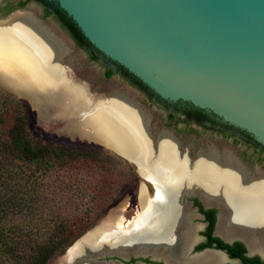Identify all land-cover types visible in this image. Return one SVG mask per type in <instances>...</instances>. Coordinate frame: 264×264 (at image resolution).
<instances>
[{
    "label": "bare ground",
    "instance_id": "1",
    "mask_svg": "<svg viewBox=\"0 0 264 264\" xmlns=\"http://www.w3.org/2000/svg\"><path fill=\"white\" fill-rule=\"evenodd\" d=\"M74 58L65 40L33 13L16 12L0 19L1 84L53 115L66 105L64 121L69 133L95 138L119 154H129L142 175L154 177L162 186L163 195L180 183H196L206 198L221 199L229 210L224 226L246 233L250 247L257 249L264 236L263 174L248 176L232 153L220 156L211 146L190 161L186 149L166 131L153 140L150 115L129 95L116 90L95 98L75 81L70 73ZM139 204L137 216L126 226L122 217L112 213L110 224H99L87 233L67 251L66 264H89L86 253L102 251V246L115 249L167 240L173 211L159 212L144 192ZM221 261V255L209 253L196 262Z\"/></svg>",
    "mask_w": 264,
    "mask_h": 264
},
{
    "label": "water",
    "instance_id": "2",
    "mask_svg": "<svg viewBox=\"0 0 264 264\" xmlns=\"http://www.w3.org/2000/svg\"><path fill=\"white\" fill-rule=\"evenodd\" d=\"M50 1L100 54L154 93L212 112L264 144V0ZM115 153L134 163L129 154ZM124 253L86 255L103 264Z\"/></svg>",
    "mask_w": 264,
    "mask_h": 264
},
{
    "label": "trees",
    "instance_id": "3",
    "mask_svg": "<svg viewBox=\"0 0 264 264\" xmlns=\"http://www.w3.org/2000/svg\"><path fill=\"white\" fill-rule=\"evenodd\" d=\"M36 1L50 4L61 26L92 53L94 47L65 11L50 0ZM118 67L131 84L149 88ZM29 110L0 91V262L48 264L96 224L119 186L108 164L113 154L33 141Z\"/></svg>",
    "mask_w": 264,
    "mask_h": 264
},
{
    "label": "flooded vegetation",
    "instance_id": "4",
    "mask_svg": "<svg viewBox=\"0 0 264 264\" xmlns=\"http://www.w3.org/2000/svg\"><path fill=\"white\" fill-rule=\"evenodd\" d=\"M33 1L36 0H17L12 4L3 2V4L0 3V6H8L9 9L12 6L21 8L26 3ZM42 3L46 5L47 10L55 14L50 4L47 2ZM69 39L74 47L88 51L89 58L92 57V60L103 59L110 64L112 70L115 69L124 78L118 64L112 62L94 48H91L92 53H90L89 50H86L82 44L71 36H69ZM125 79L131 84L129 77ZM131 85L147 99L149 104L158 105L165 111V119L160 124L155 123L150 116L149 128L153 140L157 138L160 132L166 131L171 134L181 148V135L178 133V129L187 128V130L194 133L196 131L195 128H197L204 134L217 135L231 140L233 144L245 145L249 149L238 151L230 150L223 145L219 146L209 142L201 143L203 147L196 151L186 150L190 161L194 162L196 153L205 151L211 146L216 149L220 156L225 151L232 153L239 164L246 170L248 176L257 172H261L264 176V144L255 140L249 133L225 122L212 112L198 108L189 102L166 100L154 93L150 88L145 89L134 84ZM136 102L147 115H150L143 103ZM199 113H201L200 116L198 115ZM249 154L256 156V160L250 162L251 157H249ZM132 168L130 169L139 173L143 178V180L132 178V184L136 191V193L134 192L136 204L139 205V195L144 192L149 201L160 207V210L158 209L159 212H169V209L173 211V222L170 225L168 239L165 241L140 243L134 246L122 245L117 246L118 248L116 247L115 249L110 248V246H102L101 253L103 254L116 249H125L124 255L115 254L109 257L112 264H201L196 261L202 255L209 253L222 256V261L215 264H264V236L260 238L258 248L253 250L249 245L246 233L238 231V229L233 231L226 228L224 220L227 218L229 213L227 211L229 210L221 199L206 198L196 183H180L170 189L167 188L169 191L167 190L166 194L169 197L164 198L166 194L163 195L162 186L155 181L154 177L142 175L137 165L135 169ZM138 212L131 216L130 219H126V223L123 225L126 226L133 221ZM239 227L242 228L241 226ZM120 252L122 253V251ZM86 261L89 264H101L97 261L92 263L93 259H87Z\"/></svg>",
    "mask_w": 264,
    "mask_h": 264
},
{
    "label": "rangeland",
    "instance_id": "5",
    "mask_svg": "<svg viewBox=\"0 0 264 264\" xmlns=\"http://www.w3.org/2000/svg\"><path fill=\"white\" fill-rule=\"evenodd\" d=\"M16 1L17 0H0V3L3 4V2H7L8 4H12ZM46 10V5L39 1L26 3L21 8H15V6H12V8L9 9L8 6H0V19L18 11H29L33 13L53 32L65 40V43L70 48V53L75 57L72 67H70L72 77L76 82H79V84L88 88L87 90L89 93L95 95V98H104L116 90H122V92L126 93L131 98L143 103L155 123L160 124L165 119V111L158 105L149 104L147 99H145L137 89L132 87L128 80L123 78L115 69L112 70L110 64L103 59L92 60V58H89L88 51L74 47L69 39V33L61 26L55 14L50 11V14L46 16ZM108 70L113 72L111 76L106 75V71ZM0 91L13 96L16 100H19L30 108L27 116V129L33 141L51 146L63 145L65 149H69L70 146L75 147L76 145L83 152L88 150L89 152H98L102 150L114 155L108 164L112 175H114L113 177L116 181L115 184L119 187H117V190L115 191L113 201L109 208L101 217H99V219H97L96 224L92 227L99 224H110L114 213L122 217L121 222L122 224H125L126 219H130L131 216L140 210V204H136L137 202L134 198V192L136 193V191L132 184L133 181L132 178L129 177L130 173L131 176L133 175L130 168L133 167L135 169L136 165L117 155L112 151L113 149L95 138H84L78 134L69 133L67 127H65L66 123L64 121L66 105H62L59 108L60 111L57 113L59 117H57V114L53 115L46 107L34 106L29 99L18 95L12 89L1 83ZM195 129L196 131L194 133L187 130V128L178 129V133L181 135L182 148L192 152L202 148L203 145L201 143L209 142L219 146H226V148L230 150L241 151L243 149H249L245 145L239 143L233 144L229 139L221 138L213 134H204L197 128ZM249 157H251L250 162L256 160V156L250 155ZM134 173L138 180H143L139 173L136 171ZM65 251L52 258L48 264H66L67 252L65 256H63ZM104 260L103 264H112V261L109 260V258H104ZM0 264L12 263L10 261H2Z\"/></svg>",
    "mask_w": 264,
    "mask_h": 264
}]
</instances>
